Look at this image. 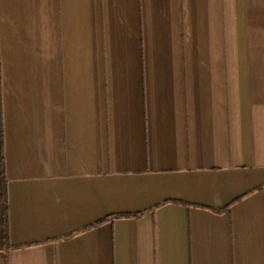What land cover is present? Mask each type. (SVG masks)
I'll use <instances>...</instances> for the list:
<instances>
[{"label": "crops", "instance_id": "0c3cea01", "mask_svg": "<svg viewBox=\"0 0 264 264\" xmlns=\"http://www.w3.org/2000/svg\"><path fill=\"white\" fill-rule=\"evenodd\" d=\"M0 264H264V0H0Z\"/></svg>", "mask_w": 264, "mask_h": 264}, {"label": "trees", "instance_id": "16d2710c", "mask_svg": "<svg viewBox=\"0 0 264 264\" xmlns=\"http://www.w3.org/2000/svg\"><path fill=\"white\" fill-rule=\"evenodd\" d=\"M4 189H5V186L3 185V189H2V196L1 197H3V199H2V210H3V212H2V223H3V228H2V237H3V244L4 245H6V242H7V238H8V236H7V232H6V228H7V223H6V215L8 214L7 213V210H6V202H7V199H6V197H5V194H4ZM140 213H131V214H120V213H117V214H114V215H112V216H110V217H104V220H101L100 222H97V223H93V224H91V226L92 225H97V224H99V223H102V222H104L106 219H108V218H112V219H114V218H129V217H131V216H133V217H136V216H138ZM91 226H89V227H91Z\"/></svg>", "mask_w": 264, "mask_h": 264}]
</instances>
